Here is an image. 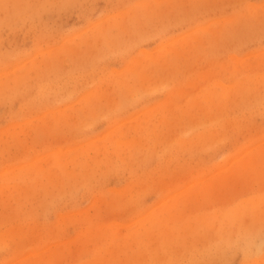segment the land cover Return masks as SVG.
<instances>
[{
    "label": "rangeland",
    "instance_id": "rangeland-1",
    "mask_svg": "<svg viewBox=\"0 0 264 264\" xmlns=\"http://www.w3.org/2000/svg\"><path fill=\"white\" fill-rule=\"evenodd\" d=\"M0 264H264V0H0Z\"/></svg>",
    "mask_w": 264,
    "mask_h": 264
}]
</instances>
